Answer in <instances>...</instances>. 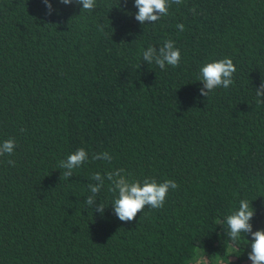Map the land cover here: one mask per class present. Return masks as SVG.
I'll return each mask as SVG.
<instances>
[{"label":"trees","instance_id":"1","mask_svg":"<svg viewBox=\"0 0 264 264\" xmlns=\"http://www.w3.org/2000/svg\"><path fill=\"white\" fill-rule=\"evenodd\" d=\"M50 3L0 0V142H16L0 156V264H252L250 234L234 243L223 221L247 199L264 229V0H182L144 25L134 0ZM166 40L179 66L143 61ZM225 57L233 83L200 95V67ZM79 148L89 160L60 178ZM114 169L179 187L122 222L107 181L103 215L85 203Z\"/></svg>","mask_w":264,"mask_h":264},{"label":"clouds","instance_id":"2","mask_svg":"<svg viewBox=\"0 0 264 264\" xmlns=\"http://www.w3.org/2000/svg\"><path fill=\"white\" fill-rule=\"evenodd\" d=\"M48 14L53 11L50 0H43ZM126 2V0H125ZM61 4L69 5L75 3L82 5L83 11L93 12L97 5V0H60ZM182 0H134V6L138 11L135 13V19L141 24L155 23L161 17L167 16L169 8L172 4L179 5ZM190 11L196 13V9ZM184 25L178 24L177 28L180 31L184 30ZM101 27V31H102ZM143 61H147L148 65L155 64L160 69H165L166 65L177 67L179 66L181 53L175 47V42L166 40L158 49L154 46H149L142 52ZM236 72V66L231 58L225 57L214 60L202 65L199 69L198 81L202 82L200 95L208 97L210 92L217 88L227 89L233 83V74ZM257 104L264 103V79L260 85L255 88ZM16 142L14 138L6 139L0 142V156H11L14 152ZM93 160L102 159L110 162L112 157L109 153H97L92 156ZM89 160L88 152L84 148H79L75 152L69 154L66 159L59 162V169H63L60 175L64 179H69L73 176L74 169L79 168L82 164ZM9 164L15 165L14 160H9ZM91 179L95 183L88 185L89 195L86 197L85 203L93 208L95 212L103 215L105 205L103 202L96 203L101 190L105 186V181L109 184V191L113 193L111 206L115 215L122 222L133 221L138 213H141L147 206L153 209H159L164 206V202L169 190H176L179 185L175 180L166 179L163 182H157L154 178H145L143 181L130 180L125 174L124 169H114L102 175L99 172L94 173ZM254 208L250 207L247 199L239 201L238 209H234L228 214L223 223L227 226V238L232 242H237L241 234H246L247 240L250 234L251 240L248 243L251 245V251L248 253V258L252 264H264V229L253 231L251 219L254 216ZM194 264H201V258H195Z\"/></svg>","mask_w":264,"mask_h":264},{"label":"rangeland","instance_id":"3","mask_svg":"<svg viewBox=\"0 0 264 264\" xmlns=\"http://www.w3.org/2000/svg\"><path fill=\"white\" fill-rule=\"evenodd\" d=\"M249 261H250V259H249Z\"/></svg>","mask_w":264,"mask_h":264}]
</instances>
